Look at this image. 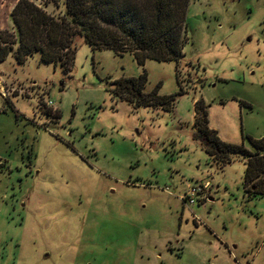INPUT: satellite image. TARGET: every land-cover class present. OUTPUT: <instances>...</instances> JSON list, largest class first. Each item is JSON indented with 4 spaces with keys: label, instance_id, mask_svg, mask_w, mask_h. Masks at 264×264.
Segmentation results:
<instances>
[{
    "label": "rangeland",
    "instance_id": "obj_1",
    "mask_svg": "<svg viewBox=\"0 0 264 264\" xmlns=\"http://www.w3.org/2000/svg\"><path fill=\"white\" fill-rule=\"evenodd\" d=\"M17 1L0 0L4 36ZM186 25L178 65L80 36L67 72L17 46L0 60V264H264V196L245 195L244 160L221 170L192 136L199 99L224 141L264 136V0H189ZM144 72L143 92L185 90L171 109L120 95Z\"/></svg>",
    "mask_w": 264,
    "mask_h": 264
},
{
    "label": "trees",
    "instance_id": "obj_2",
    "mask_svg": "<svg viewBox=\"0 0 264 264\" xmlns=\"http://www.w3.org/2000/svg\"><path fill=\"white\" fill-rule=\"evenodd\" d=\"M188 3L189 0H64L63 13L53 15L30 0H18L11 10L16 35L0 33V60L17 46L19 61L37 52L41 61L60 63L67 72L76 50L74 38L80 36L93 50H129L142 64L151 58L178 65L186 39ZM146 75L144 72L117 81L120 95L136 107L171 109L176 95L185 92L182 88L170 95L159 94L157 88L143 92ZM192 128L193 138L200 142L211 165L222 170L234 157L242 158L245 195L264 196V136H248L252 149L224 141L209 126L202 99L195 102Z\"/></svg>",
    "mask_w": 264,
    "mask_h": 264
},
{
    "label": "built area",
    "instance_id": "obj_3",
    "mask_svg": "<svg viewBox=\"0 0 264 264\" xmlns=\"http://www.w3.org/2000/svg\"><path fill=\"white\" fill-rule=\"evenodd\" d=\"M207 184V182H206ZM204 183H200L196 186H193L190 188V190L188 191V195L190 197H194L197 193H200V191H202L203 189H205L207 187V185Z\"/></svg>",
    "mask_w": 264,
    "mask_h": 264
}]
</instances>
